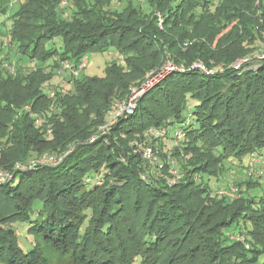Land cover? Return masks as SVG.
<instances>
[{
	"label": "trees",
	"instance_id": "16d2710c",
	"mask_svg": "<svg viewBox=\"0 0 264 264\" xmlns=\"http://www.w3.org/2000/svg\"><path fill=\"white\" fill-rule=\"evenodd\" d=\"M145 1L149 13L142 0H26L14 14L9 48L16 61L2 59L15 73L0 68V167L15 171L0 184V264H48L36 246L20 245L19 222L57 251L72 252V264H264L260 183L237 198L211 188L229 169L251 174L252 159L264 156V0ZM236 30L246 37L234 50ZM54 36L61 49L46 47ZM112 46L125 66L113 64L105 78L67 75L75 90L54 87L55 99L42 90L60 61L77 65L87 51ZM242 51L263 55L260 65H230ZM167 55L186 69L140 96L134 113L109 132L86 131L68 114L82 99L102 96L100 115L108 120L114 100ZM198 58L213 72L189 69ZM192 99L198 103L189 109ZM152 126L167 128L170 160L158 154L167 144L155 146ZM146 144L158 148L153 166L141 150ZM5 149L22 153L12 160ZM45 153L65 156L57 165L13 169ZM37 200L42 207L33 213Z\"/></svg>",
	"mask_w": 264,
	"mask_h": 264
},
{
	"label": "rangeland",
	"instance_id": "374dc122",
	"mask_svg": "<svg viewBox=\"0 0 264 264\" xmlns=\"http://www.w3.org/2000/svg\"><path fill=\"white\" fill-rule=\"evenodd\" d=\"M26 0H0V68H6L8 69V63L7 61H3V57H7L8 54H10L9 58L11 61H16V58H13L12 55L13 53L10 51L9 46L10 45V40L12 39V31L14 30V19L18 17H13L14 14L20 9V6L22 3H25ZM139 1V0H138ZM143 3L142 7L143 10L147 13H149L150 8L145 0H142ZM260 19V18H256ZM261 20V19H260ZM264 34V32H263ZM239 31H234L233 34H231V39L233 40L232 46L234 47V50H237V45L238 43L244 39L246 36H241ZM259 43V44H258ZM258 44L259 46H262V49L264 50V42L259 41ZM189 43L184 44V48L186 49L187 45ZM46 47L48 49L52 48H59L61 49L62 47V39L58 36H54L53 39L46 40L45 43ZM244 45L247 46V42H244ZM14 50V48L12 47ZM11 49V50H12ZM237 52V51H236ZM242 53V54H241ZM241 53L235 54V58L232 61H229L230 65H236L239 64L244 57H248L249 55H243L246 53V51H242ZM259 54V53H257ZM256 54V55H257ZM220 56L225 55L224 50L220 51ZM128 56V54H127ZM169 55L166 56V59ZM86 57H88V64L87 66L82 70L81 74L79 76H84V77H98V78H105L107 75V69L108 67H111L113 64L117 65H124L126 64V60L120 59V52L118 51L116 46L109 47L107 50L103 51H87L86 52ZM59 54L55 53V55L52 56L50 59V62L52 63L54 60H58ZM216 61L220 59V57H215ZM259 57L256 58L254 57L253 59H249L247 64H240V68L246 67V66H251V67H258L260 65L259 62ZM24 61V60H23ZM165 59L161 63V65L157 67L151 68L149 71L154 70L164 63ZM201 61L205 65L206 63L205 59L198 58L192 62ZM24 63V62H23ZM7 64V65H6ZM12 64V63H11ZM28 64V63H27ZM210 65L212 67H221L222 65H218V63H215L213 60L210 62ZM27 66V65H26ZM191 66V64H190ZM57 70L52 71L51 73L53 76L45 81V83L42 86V90L45 93H49L52 88H56L59 86L64 92H69L71 89L75 90L74 84L71 82L70 84L67 82H64L65 78L67 77L66 75H58L56 72ZM143 75L142 77L140 76L139 79L138 74L136 73V77H133L132 80L137 79L136 81L132 82L131 85L128 88L127 95L132 94L131 88L136 87L137 85H141L142 82L144 81L147 73ZM64 82V83H63ZM62 84V85H61ZM62 87H61V86ZM156 86V85H155ZM154 86V87H155ZM148 87V86H147ZM146 87V88H147ZM152 87V88H154ZM151 88V89H152ZM127 88L125 89V91ZM148 91L144 92L147 93ZM126 97L122 98L125 99ZM55 99V98H53ZM122 99H115L114 102L122 100ZM71 101H75V99H72ZM106 100L102 96H94L92 98H87L86 100L82 99L81 105L79 106L78 110L75 109V111L69 109V113L72 116H74L73 121L75 124H78L81 126V128L86 129V131L90 130H100L107 122L105 118H103L101 114V108L104 106ZM113 102V103H114ZM112 103V104H113ZM198 101L195 99H192L189 103L191 107L189 109H192V107L197 104ZM112 104L110 105L107 113L110 111ZM188 109L186 110L185 114L187 113ZM169 138H158L157 141L155 140V144L157 143H165L167 144L165 146V149L162 150V152H159L158 154L162 155V159L170 160V157L168 156L171 154V147H169ZM2 143H0V148ZM146 147H152L151 144H146L144 145L142 151L146 149ZM168 148V149H167ZM161 149V147H160ZM164 151V152H163ZM4 152L11 156L12 160L16 159V157L22 153L20 150L16 149H5ZM237 162V161H236ZM240 162V161H238ZM244 163L249 162L248 158H244L242 161ZM156 162H150V164L153 166L155 165ZM7 169V168H6ZM252 170V171H251ZM247 171H249L247 169ZM250 171L252 172L251 174L247 175V173L244 171L243 167H238L237 169H229L227 172L222 176L220 180H218L216 183L213 182L211 184L212 191L214 193H221L220 195L226 194L230 196L231 198H237L239 196V193L246 190V187H252V186H258L259 183L260 185L255 189V194L258 196H264V160L260 161L256 164H254V168L251 169ZM175 176L176 172L173 170L172 171ZM172 174H168L167 178L168 183H173L175 180V177L172 176ZM208 177L207 174L205 175V179L207 180ZM208 181V180H207ZM212 181V180H211ZM87 189L92 188V184L86 186ZM240 190V191H239ZM246 192V191H245ZM245 194V193H243ZM259 204V203H258ZM42 207V202L40 200H37L34 205H33V213L36 212L38 209ZM250 216H253V214H250ZM264 224V220H260ZM17 230H18V236H19V242L20 245L23 247L24 250L28 251L32 247L36 246L37 251L43 256L45 261H47L48 264H72L73 260V253H63L57 251L51 241H49V238H47L44 235H41L39 233H31L28 231V228L31 227L28 223L26 222H19L17 223ZM228 232V231H227ZM262 236V235H261ZM250 238L251 236L248 235ZM264 237V235H263ZM245 240V239H244ZM254 242L256 239H254Z\"/></svg>",
	"mask_w": 264,
	"mask_h": 264
},
{
	"label": "built area",
	"instance_id": "2783aa9c",
	"mask_svg": "<svg viewBox=\"0 0 264 264\" xmlns=\"http://www.w3.org/2000/svg\"><path fill=\"white\" fill-rule=\"evenodd\" d=\"M158 16H159V24L162 26L163 25V17L160 13H158ZM120 57L123 58V55H120ZM254 57L262 58L263 55H256ZM254 57L253 56L252 57L251 56L244 57L239 64H236V65L233 64L232 66L235 68L236 67L240 68V64H248L247 61L249 59H253ZM87 64H88V57H86V56H82L81 60L79 61V63L77 65H73L68 60H62V61H60L59 66H58V71H56V72L58 73V75H66L67 74V75H71V77L77 78L81 74L82 70L87 66ZM7 67L11 73H13V74L15 73V67L13 65H8ZM194 67L196 69L202 70L203 72H207V73L213 72V70H211L209 68V66L205 65L201 61L194 62L193 64H191V66H189V69H194ZM185 69L186 68L184 66H179L170 56H168L167 59H165L162 66H160L154 70H151L147 73V75H146V77H145V79L141 85L139 84L136 87L131 88V90H132L131 95H128V96H126L125 99L116 101L112 104V107H111L110 111L108 112L109 116H108V120H107L106 124L98 131H101L102 134L109 132L111 126H113L117 122V119L120 116L130 115V114L134 113V111L137 107L138 101L140 99V96L144 95V92L149 91L152 87L159 84L162 80H164L172 72L182 71ZM50 97L51 98L56 97V91L54 89H52L50 91ZM24 109L31 112L30 115H32L35 118L36 124L38 126L44 125V119L41 118L39 115H36V113L32 112L31 105H26L24 107ZM47 132L51 133L52 129L50 127H48ZM148 133L150 135H152L155 138V140L157 141L158 138L167 137L168 130L165 127L152 126L148 129ZM177 133L180 134L181 132L177 131ZM95 136H97V135L95 134L93 136V138ZM151 145H152V147H146V149L143 150V153H144V156L149 158L152 162H155L156 159L154 156H156V154H157L156 151H158V148L154 147L153 144H151ZM156 145H158V144L156 143L155 146ZM64 156L65 155L55 156L54 154L45 153L41 156H38L36 158L31 159L27 163L19 161L15 164L13 169L26 171V170L32 169L38 165H57L61 162V160ZM0 158H1V149H0ZM263 160H264V156L254 157L252 159L251 164L254 165V164H256L260 161H263ZM14 172L15 171H13V170L0 167V184H2V183L4 184V182H6L7 180H11L12 178H14V176H15Z\"/></svg>",
	"mask_w": 264,
	"mask_h": 264
}]
</instances>
